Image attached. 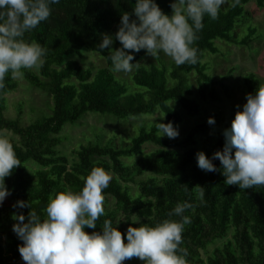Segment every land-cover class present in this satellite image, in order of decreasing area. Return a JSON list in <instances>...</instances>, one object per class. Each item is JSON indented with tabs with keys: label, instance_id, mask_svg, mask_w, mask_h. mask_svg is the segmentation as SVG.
<instances>
[{
	"label": "trees",
	"instance_id": "1",
	"mask_svg": "<svg viewBox=\"0 0 264 264\" xmlns=\"http://www.w3.org/2000/svg\"><path fill=\"white\" fill-rule=\"evenodd\" d=\"M251 1L264 8V0H225L217 19L205 15L204 27L193 45L197 48V63L177 65L160 60L137 64L129 80L111 70L110 55L112 49L122 47L115 33L123 12L135 19V0H58L51 5L49 19L24 35L26 41H35L46 49L44 63L37 70H22L29 85L48 94V108L27 121L19 101L15 116H9L7 94L18 88V82L6 74L4 87L0 88V130L14 135L8 139L21 162L5 177L10 194L0 204V264L26 263L19 252L23 241L13 231V214L23 212L27 217L33 208L43 217L49 196L67 189L81 190L82 177L94 166L104 167L113 179L103 190L105 213L97 220L95 229L85 227L87 232H102L105 219L113 224L121 219L116 226L126 238L130 225H155L164 219H179L169 213L177 203L189 201L196 208L194 212H185L191 217L180 245L187 250L185 264H264V186L240 189L239 185L226 184L219 159L213 161L216 171H204L197 166L198 151L211 157L216 150L223 149L224 130L230 128L233 120L230 115H223L210 132L208 120L196 121L175 138L158 137L156 122L140 125L127 135L102 137L98 133L95 139L88 138L73 148L72 160L59 149L65 140L64 127L78 123L89 112L118 119L160 112L173 124L182 123L185 116H204V103L220 98L217 85L227 87L210 70L206 53L221 52L218 40L251 45L256 28L249 25L243 35L236 30L248 15L246 4ZM156 2L172 15L173 0ZM104 34L111 35L113 43L99 49ZM84 49L98 53L104 64L93 69L73 57ZM125 51L133 52V63L147 52ZM132 83L136 87H131ZM243 84L245 98L262 85L253 71L243 74ZM201 133L205 134L203 138ZM30 161L38 165L33 171L28 166ZM131 183L136 186L134 191ZM198 186L205 191L203 202L195 198ZM21 199L29 203L23 208L14 207ZM134 217L139 218L135 223L131 220ZM218 240L221 241L217 243ZM123 264L144 261L132 257Z\"/></svg>",
	"mask_w": 264,
	"mask_h": 264
},
{
	"label": "clouds",
	"instance_id": "2",
	"mask_svg": "<svg viewBox=\"0 0 264 264\" xmlns=\"http://www.w3.org/2000/svg\"><path fill=\"white\" fill-rule=\"evenodd\" d=\"M58 0H0V88L4 78L23 75V69H39L44 63L46 49L35 41L24 39L26 32L46 21L52 14V4ZM225 0H173L172 15L165 13L156 0H135L133 13L125 11L115 38L122 47L111 50L112 71L128 73L133 63V52L145 49L156 59L163 53L177 65L195 64L199 61L194 42L204 27L205 15L217 19ZM113 37L104 34L99 49L109 47ZM118 78V77H117ZM215 124V117L207 121ZM157 136L175 138L179 128L172 121L155 124ZM223 149L211 157L205 151L196 153L197 166L208 172L216 171L213 162L219 159L226 184L239 185L240 189L264 186V85L254 94H248L242 110H238L230 128L224 130ZM21 165L15 147L6 135L0 134V204L10 191L5 177ZM27 167V166H26ZM81 190H62L49 196L41 217L31 208L27 217L14 213L13 231L23 241L19 252L26 264H123L137 257L144 264H185L186 249L180 247L185 226L191 223L186 210L195 211L194 202L175 205L173 214L179 219H164L151 225H130L125 234L110 219L102 222V232L95 229L97 220L105 213L104 189L113 179L102 166H94ZM203 187L195 188L196 200L203 202ZM29 202L18 200L14 207L23 208ZM134 223L139 218L131 219Z\"/></svg>",
	"mask_w": 264,
	"mask_h": 264
},
{
	"label": "rangeland",
	"instance_id": "3",
	"mask_svg": "<svg viewBox=\"0 0 264 264\" xmlns=\"http://www.w3.org/2000/svg\"><path fill=\"white\" fill-rule=\"evenodd\" d=\"M246 10L248 15H245L243 20L237 24L236 30L240 35H243L247 31L249 25L256 28L255 38L251 45H239L235 43H228L218 40L217 44L221 49L220 53H206L205 60L210 66V70L217 78H221V81L227 86L225 89L220 85H217L220 98L215 101L205 102L206 112L204 116L196 118L184 117V120L180 124H174L179 128V135H183L190 126L196 121H207L210 116L215 117V124H209V132L212 131L215 126L220 122L223 115H230L233 119L238 110H242L243 105L246 103L247 98L244 96V84L243 74L248 71L255 72L262 85H264V8L258 7L254 1L246 4ZM73 57L79 59L84 65L96 69L104 64V59L98 53L89 49H84L80 55H73ZM164 61L169 64L172 60L171 57L164 55L163 53L156 59L149 55L147 52L144 57L137 62V64H149L150 62ZM160 63V62H159ZM136 64V65H137ZM128 73H116L119 77L129 80L130 74ZM37 70V69H34ZM18 82V88L7 94L8 109L7 114L9 116H15L16 103L22 102L24 107L23 117L25 120H29L31 116H35L36 113L46 110L51 103L50 97L44 91L33 87L28 84L24 76L16 78ZM130 85V83H128ZM131 87H136L134 83ZM34 109L35 111H32ZM163 120L168 122L164 114L157 112L151 115H145L141 117H130L127 119H118L111 115H103L99 113H86L81 120L76 124H67L62 134L65 136L63 144L59 147L62 153L72 160L74 158L73 148L77 147L81 142H85L88 138L95 139L97 134H101L102 137H106L112 134L127 135L134 133L140 125H145L149 122H159ZM0 134L6 135L7 138L14 136L11 131L3 129L0 130ZM204 133H201L200 137L203 138ZM150 147H152L150 145ZM125 160L130 161V158ZM28 166L31 171L36 169L38 165L35 162L30 161ZM133 191L135 190V184L131 183ZM221 240H218L219 243ZM213 245L209 246L212 249ZM20 264H26L21 262Z\"/></svg>",
	"mask_w": 264,
	"mask_h": 264
}]
</instances>
